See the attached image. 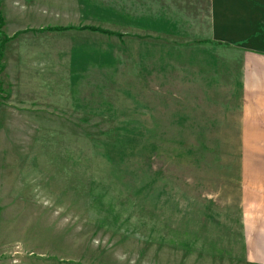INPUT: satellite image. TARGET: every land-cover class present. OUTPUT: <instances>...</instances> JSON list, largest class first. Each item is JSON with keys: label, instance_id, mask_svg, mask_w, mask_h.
Returning a JSON list of instances; mask_svg holds the SVG:
<instances>
[{"label": "rangeland", "instance_id": "obj_1", "mask_svg": "<svg viewBox=\"0 0 264 264\" xmlns=\"http://www.w3.org/2000/svg\"><path fill=\"white\" fill-rule=\"evenodd\" d=\"M209 1L0 0V264H253Z\"/></svg>", "mask_w": 264, "mask_h": 264}, {"label": "crops", "instance_id": "obj_2", "mask_svg": "<svg viewBox=\"0 0 264 264\" xmlns=\"http://www.w3.org/2000/svg\"><path fill=\"white\" fill-rule=\"evenodd\" d=\"M17 11L22 18L25 12ZM208 15L205 40L236 50L238 188L245 259L264 264V0H210Z\"/></svg>", "mask_w": 264, "mask_h": 264}, {"label": "trees", "instance_id": "obj_3", "mask_svg": "<svg viewBox=\"0 0 264 264\" xmlns=\"http://www.w3.org/2000/svg\"><path fill=\"white\" fill-rule=\"evenodd\" d=\"M3 26V20H2V17L0 15V33H1V28ZM65 30H68V28H55V29H49V31H53V32H60V31H65ZM1 49H2V46H1ZM2 53H1V50H0V57H1Z\"/></svg>", "mask_w": 264, "mask_h": 264}]
</instances>
